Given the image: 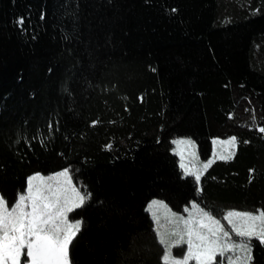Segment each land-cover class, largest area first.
<instances>
[{"label":"trees","instance_id":"1","mask_svg":"<svg viewBox=\"0 0 264 264\" xmlns=\"http://www.w3.org/2000/svg\"><path fill=\"white\" fill-rule=\"evenodd\" d=\"M260 127L264 0H0V194L11 207L29 177L69 169L91 195L75 264H164L153 199L264 211ZM233 136L199 185L183 175L175 139L208 161Z\"/></svg>","mask_w":264,"mask_h":264},{"label":"snow or ice","instance_id":"2","mask_svg":"<svg viewBox=\"0 0 264 264\" xmlns=\"http://www.w3.org/2000/svg\"><path fill=\"white\" fill-rule=\"evenodd\" d=\"M17 24L23 29L24 18H18ZM259 132L264 133V127H260ZM173 143L177 146L183 175L194 178L199 185L203 172L213 160L204 163L202 170L189 167L185 155L186 152L193 157L196 155L195 151L188 152L189 147L195 148L194 142L178 139ZM214 143L225 146L218 155L221 160H227L232 158L231 149L236 146L237 138L233 136ZM90 200L89 193L74 185L68 170L47 177L39 174L29 177L26 193L19 194L11 207L0 194V264H75L71 247L82 230V221L70 222L69 214L82 209ZM156 203L152 201L153 205ZM191 208L195 212H188L187 219L176 218V231L160 234L159 243L168 250L163 257L164 264H189L190 261L225 264V259L227 264H252V241L264 245V211L258 214L228 211L222 217L230 226L226 228L220 218L200 205L193 203ZM180 221L182 227H179ZM173 236L175 241L171 239ZM175 243L186 245L183 259L172 258L171 248Z\"/></svg>","mask_w":264,"mask_h":264},{"label":"rangeland","instance_id":"3","mask_svg":"<svg viewBox=\"0 0 264 264\" xmlns=\"http://www.w3.org/2000/svg\"><path fill=\"white\" fill-rule=\"evenodd\" d=\"M178 139H188V138H177L175 140H178ZM228 139H231V137L227 138V139H219V138L213 139V155L210 158V159L213 160V163L218 161V160H221L219 158L218 153L223 152L224 148H225L224 145L219 144V143H214V141H225V140H228ZM192 141L195 144V148L192 149V148L189 147L188 148V152L195 151L196 155L193 157V156L188 155L187 152H186L185 163L189 167L200 168L202 170L203 169V164L206 163L207 161H203L200 158L199 153H198V146H197V144H196V142L194 140H192ZM173 145H174L173 151L179 157V155L177 154V146L174 143H173ZM236 149H237V144H236V146L234 148L231 149V151L233 153L232 157L234 156V154L236 152ZM179 159H180V157H179ZM227 160H229V159H227ZM65 170H68L70 175H71V172H70L69 169H65ZM62 171H64V170H62ZM204 173H205V171L203 172V174ZM38 174L47 177V176H50V175H55L56 173L55 174H50V175H44V174H41V173H38ZM34 175H37V174H34ZM74 185H75V183H74ZM26 190H27V187H26L25 191L22 194H25ZM152 201H157V203L155 205H153ZM152 201L148 204L147 210H148V212H149V214H150V216H151V218H152V220L154 222V227H155V230H156L158 238H160V234L161 233H171V232L176 231V229L178 227L177 221H176L177 217L183 216L185 219H187L188 218V212H195V210L191 208V205L186 208V209H188V211H184L183 213H177V212H174L173 210H171V208L164 201H161L159 199H153ZM193 203H196V202H192L191 204H193ZM196 204H198V203H196ZM205 211H207V210L205 209ZM259 212L254 213V214H258ZM72 213L69 214V220H70V222H75L77 220H73L72 219V217H71ZM221 222L225 225L226 228H230V226L227 225V221L221 219ZM182 223L183 222L180 221L179 227H182ZM171 239L173 241H175L176 237L173 236V237H171ZM185 239H186V237H185ZM233 239H236L234 234H233ZM163 247H164V251H165L164 255H165V254H167L168 250L165 248V246H163ZM185 255H186V245L185 244L175 243L174 246L171 248V256H172V258H174V259H183V257ZM220 259L221 258L218 256L217 260L219 261ZM189 264H195V262L194 261H190ZM225 264H227L226 259H225Z\"/></svg>","mask_w":264,"mask_h":264}]
</instances>
